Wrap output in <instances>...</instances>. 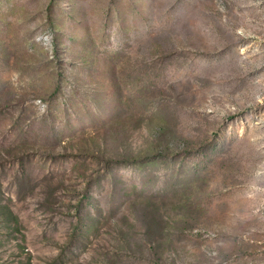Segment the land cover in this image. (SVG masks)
<instances>
[{
	"label": "rangeland",
	"instance_id": "1",
	"mask_svg": "<svg viewBox=\"0 0 264 264\" xmlns=\"http://www.w3.org/2000/svg\"><path fill=\"white\" fill-rule=\"evenodd\" d=\"M0 264H264V0H0Z\"/></svg>",
	"mask_w": 264,
	"mask_h": 264
}]
</instances>
